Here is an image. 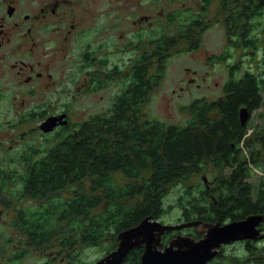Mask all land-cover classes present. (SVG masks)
I'll return each mask as SVG.
<instances>
[{
  "label": "flooded vegetation",
  "instance_id": "flooded-vegetation-1",
  "mask_svg": "<svg viewBox=\"0 0 264 264\" xmlns=\"http://www.w3.org/2000/svg\"><path fill=\"white\" fill-rule=\"evenodd\" d=\"M173 1L178 3V0ZM212 1L199 0L195 9L192 1L188 6L176 4L165 12L163 0H0V107L6 104L1 113L5 120H0V128L10 130L13 135L14 131L30 124L35 115L46 116L42 122L51 116L64 115L67 124H57L49 132L40 128L42 122L37 125L42 133L50 134L49 139L54 143L71 127L76 129L78 122L71 121V113L97 114L95 100L111 99L112 105L126 94L140 95L137 98L143 101L140 105L143 112L142 106L150 92L161 82L164 60L177 51L176 47L190 51L206 47L204 37L214 24L221 27L223 45L220 47H225L219 55L231 49L234 51L231 54L236 56L233 60L239 61L246 49L239 35L253 39L259 35L264 41V10L253 14L258 12L257 0H217L220 21L216 23L209 17L208 5ZM184 10L189 12L191 20L180 37L178 16ZM166 48L168 51H164ZM255 49L254 60L249 61L247 56L242 59L249 65L248 69L263 78L264 47ZM224 56L223 64H226L227 55ZM193 80L188 78L187 82ZM77 100H94V106L89 107L88 103L77 106ZM32 130L34 127H30ZM25 135L22 132L17 136ZM245 136L251 146L242 145L250 152L243 154L238 161L240 165L236 164L239 170L223 168L225 171L219 177L205 178L201 192L192 190L193 197L203 202L202 214L193 215L192 220L218 228L248 222V230H242L236 239L213 248L216 253L206 264H264V125ZM7 138L15 143L13 138ZM4 144L0 141V147ZM47 148L49 146L43 150L35 144L28 146L19 158L22 170L2 169L0 172V202L5 192L11 191L4 185L18 188L15 197L22 204H18L12 218L18 229L34 212L36 204L33 196L24 193L29 176L26 171ZM9 203L11 207L13 200L7 199ZM177 221L191 220L180 216ZM199 226L165 232L161 242L165 245L178 234L199 240L206 234ZM19 232L22 237L26 235L28 245L29 235L25 230L19 229ZM130 254L123 264H131ZM140 254L135 255L134 264H139ZM5 255L7 261L14 263L24 253L11 250Z\"/></svg>",
  "mask_w": 264,
  "mask_h": 264
},
{
  "label": "trees",
  "instance_id": "trees-1",
  "mask_svg": "<svg viewBox=\"0 0 264 264\" xmlns=\"http://www.w3.org/2000/svg\"><path fill=\"white\" fill-rule=\"evenodd\" d=\"M257 2L258 12L253 14L264 10V0ZM238 39L246 49L239 61L227 65L229 76L222 95L190 104L191 116L185 124L144 116L140 95L126 94L115 100L106 114L91 116L72 132L68 129L30 163L24 193L33 196L36 204L18 227L34 240L35 247L61 236L68 260L89 264L76 258L78 243L97 244L109 238L113 244L105 252H110L117 245L119 231L146 216L160 219L171 210L172 205L164 204L169 185L189 179L208 163L219 171L239 170L235 166L241 164V144L251 146L245 136L249 125H241L239 110L246 107L251 113L258 109L264 90V77L242 68V57L254 60L255 48L264 47V41L243 35ZM224 55L227 59L232 56L226 51L211 59L224 63ZM116 172L124 177L123 184L115 180ZM192 190L183 186L174 201L185 220L202 214L203 202L193 197ZM140 252L131 251V264L137 262L135 255Z\"/></svg>",
  "mask_w": 264,
  "mask_h": 264
},
{
  "label": "rangeland",
  "instance_id": "rangeland-1",
  "mask_svg": "<svg viewBox=\"0 0 264 264\" xmlns=\"http://www.w3.org/2000/svg\"><path fill=\"white\" fill-rule=\"evenodd\" d=\"M191 1L195 9V3L197 2L198 4L199 0H178V3L173 0H163V2L166 3L164 5V10L168 12V10L172 9L176 4H178V7H180L182 3H186L188 6L191 5ZM219 7V1L217 0L210 2L208 5L210 11L209 17L212 22L216 23L220 21ZM178 17L177 30L181 37L182 31L186 29L185 27L191 20V16L189 12L187 13V10H184ZM221 33L222 30L220 25L214 24L210 26V30L204 37V46L206 47H198L192 51L186 47H176L177 51L173 52L171 56L163 62V77L160 84L150 92L148 100L142 106V113L144 116H149L152 119L167 124L183 125L190 119L191 113L188 107L192 101L202 98L212 101L222 95L223 83L229 76L227 65L232 63L236 56L232 54L233 57L228 59L226 64L212 59L208 60V58L218 56L219 53L225 49V47H220V45H223ZM228 51L229 53H234L231 49H228ZM261 54L262 53L259 52V55ZM241 67L245 69L249 68V65H247V62L243 61ZM260 68H263V66H259V69ZM188 78H193L194 80L188 83ZM262 95L263 104L259 109L251 113L247 121L249 125L247 133L251 130L255 131L257 128L264 125V92ZM111 102V99L95 100L97 107L94 111L97 112L96 115L106 114V112L109 111ZM85 103L90 104L89 107L94 106V100H77L75 102L77 106H82L81 104ZM5 105L6 104L0 107V120H5V116H1V113L5 109ZM17 105L18 109L21 110V104L18 103ZM18 115H20V113ZM91 116H95V114L87 115V112L84 115L70 114L71 121L73 123L78 122L77 125L74 126L77 129L80 127V124L87 122ZM8 118L10 119V116ZM45 118L46 116L43 115H35L30 124L24 121L27 123L24 128L18 132L14 131L13 135H10V130L4 127L0 128V141L5 142L3 147H0V172L2 169L17 170V172L22 170V161L19 162V158L21 153L28 146L35 144L39 149L43 150L51 144V140L49 139L50 134H44L37 129V125L39 126ZM79 121L81 122L79 123ZM30 127H34V130L30 131ZM73 130L74 128L71 127L70 131L72 132ZM22 132L26 133V135L18 138L17 135ZM7 137L13 138L15 143L7 141ZM241 146L243 148L242 153L249 155L250 149L244 147L242 144ZM252 148H254V146ZM35 154L37 155V153ZM228 170H230V168H226V171ZM223 171L225 170L219 171L208 163L202 171L191 176L189 179L178 180L169 185L167 187V195L164 204L166 206L172 205V208L159 220L166 223L178 222L177 220L181 215V211L178 207H174V201L177 196L181 195L183 186H188L193 189L202 188L204 187L203 177L210 180L214 176L219 177ZM114 178L119 184H123L125 181L120 172H116ZM4 188H8L11 191L5 192L6 196L3 195V201L0 202L2 205H0V212L2 213L0 217V264H75L76 259L75 262L68 260V252L65 251L62 247L61 240H59L61 236L54 237L51 244L41 245L39 247L34 246V240L29 236L28 247L26 235L23 234L22 237L19 229L16 228L12 222L16 209L22 204V202H18L15 197L18 188L8 185H4ZM63 194L68 195L72 193L63 192ZM7 199L13 200L11 207H9L11 203L7 204ZM112 244L113 240L109 238H104L97 244L82 245L78 243L75 247L79 252L76 258L86 263L94 264L97 259L106 254V248ZM11 250L12 252L23 251L24 256L17 262L10 263V260L7 261V255L5 254H9Z\"/></svg>",
  "mask_w": 264,
  "mask_h": 264
},
{
  "label": "water",
  "instance_id": "water-1",
  "mask_svg": "<svg viewBox=\"0 0 264 264\" xmlns=\"http://www.w3.org/2000/svg\"><path fill=\"white\" fill-rule=\"evenodd\" d=\"M249 117L250 111L242 107L239 110L241 125H245ZM64 118V115L51 116L42 122L40 128L49 132L57 124H67ZM58 120L61 121L57 123ZM203 181H206L205 177ZM200 224V220L169 224L146 216L137 224L119 231L116 235V247L97 259L94 264H123L128 254L138 249H141L139 264H206L216 253L213 248L236 239L242 230H248V222L220 228ZM198 226L200 230L206 231L204 237L199 240L178 234L165 245L161 242V236L165 232Z\"/></svg>",
  "mask_w": 264,
  "mask_h": 264
}]
</instances>
